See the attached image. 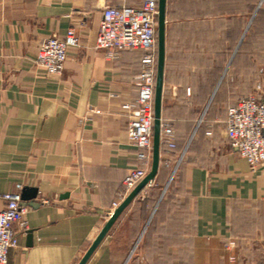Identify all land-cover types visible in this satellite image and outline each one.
Instances as JSON below:
<instances>
[{
    "label": "crops",
    "instance_id": "crops-1",
    "mask_svg": "<svg viewBox=\"0 0 264 264\" xmlns=\"http://www.w3.org/2000/svg\"><path fill=\"white\" fill-rule=\"evenodd\" d=\"M141 1L0 0V192L36 190L21 200L27 228L15 226L6 264H77L116 208L137 166L127 105L141 52L109 57L95 37L103 6ZM69 27L78 45L60 75H46L37 47ZM250 31L264 34V0H166L160 120L175 148L161 141L154 179L86 264H260L264 162L251 170L224 125L228 107L264 80V70L253 86L244 68L233 76Z\"/></svg>",
    "mask_w": 264,
    "mask_h": 264
},
{
    "label": "built area",
    "instance_id": "built-area-1",
    "mask_svg": "<svg viewBox=\"0 0 264 264\" xmlns=\"http://www.w3.org/2000/svg\"><path fill=\"white\" fill-rule=\"evenodd\" d=\"M158 0H142L139 6H103L95 47L106 56L115 57L123 49L139 50L140 72L136 79L137 98L129 103L127 137L135 149L137 166L122 180L116 207L120 201L147 174L152 153L153 98L156 74V17ZM79 36L69 27L62 38L52 36L37 47L36 64L46 75H60L68 48L78 45ZM230 147L244 158L251 170L264 162V80L258 82L252 94L240 96L228 107L224 120ZM209 133V132H207ZM174 129L161 124V141L168 150L175 148ZM165 160L164 164L169 165ZM21 184L14 190L0 192V264L7 263V250L18 244L15 226L27 228L25 209L21 205ZM260 264H264V259Z\"/></svg>",
    "mask_w": 264,
    "mask_h": 264
},
{
    "label": "water",
    "instance_id": "water-1",
    "mask_svg": "<svg viewBox=\"0 0 264 264\" xmlns=\"http://www.w3.org/2000/svg\"><path fill=\"white\" fill-rule=\"evenodd\" d=\"M165 7L166 0H158L157 2V17H156V40H157V52H156V74H155V87L153 98V124H152V153L151 163L147 174L136 184V186L120 201L109 218L103 224L95 238L90 243L84 254L81 256L77 264H86L94 250L97 248L101 240L109 231L118 216L129 205V203L139 194V192L149 184L157 172L160 161V143H161V104H162V88H163V69H164V31H165ZM36 196V190L34 188H23L21 190V200L34 198ZM31 235H28L30 238Z\"/></svg>",
    "mask_w": 264,
    "mask_h": 264
},
{
    "label": "rangeland",
    "instance_id": "rangeland-1",
    "mask_svg": "<svg viewBox=\"0 0 264 264\" xmlns=\"http://www.w3.org/2000/svg\"><path fill=\"white\" fill-rule=\"evenodd\" d=\"M244 41L245 43L242 46L235 49V58H242L243 61L242 64L240 63L239 67H234L235 75L233 76H236V74L240 76V72L243 71L242 68H244V72H247L248 76H250L251 85L253 86L255 81L258 82V79L263 77L259 76L258 78L260 70H264V34L250 31L245 34ZM262 259H264V257Z\"/></svg>",
    "mask_w": 264,
    "mask_h": 264
}]
</instances>
